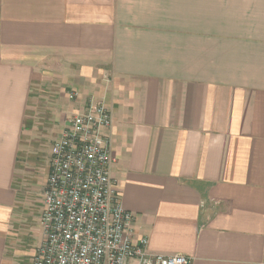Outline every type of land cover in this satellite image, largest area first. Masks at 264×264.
I'll list each match as a JSON object with an SVG mask.
<instances>
[{"label": "crops", "instance_id": "obj_1", "mask_svg": "<svg viewBox=\"0 0 264 264\" xmlns=\"http://www.w3.org/2000/svg\"><path fill=\"white\" fill-rule=\"evenodd\" d=\"M92 101L114 113L133 239L264 264V0H0V264H32L41 241L16 238L36 119L53 143Z\"/></svg>", "mask_w": 264, "mask_h": 264}, {"label": "built area", "instance_id": "obj_2", "mask_svg": "<svg viewBox=\"0 0 264 264\" xmlns=\"http://www.w3.org/2000/svg\"><path fill=\"white\" fill-rule=\"evenodd\" d=\"M76 95L72 91L70 98ZM113 124V111L92 101L68 116L52 143L32 264H192L182 253H149L146 237H131L135 216L122 208L112 175Z\"/></svg>", "mask_w": 264, "mask_h": 264}, {"label": "rangeland", "instance_id": "obj_3", "mask_svg": "<svg viewBox=\"0 0 264 264\" xmlns=\"http://www.w3.org/2000/svg\"><path fill=\"white\" fill-rule=\"evenodd\" d=\"M37 125H42L36 119ZM39 127L30 132L27 148L22 152L19 172L16 179L18 187L19 222L16 238L20 248H34V241L40 229L42 194L45 189L50 164L51 134ZM39 128V129H38Z\"/></svg>", "mask_w": 264, "mask_h": 264}]
</instances>
